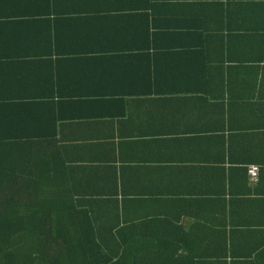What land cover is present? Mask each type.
<instances>
[{"label":"crops","instance_id":"crops-1","mask_svg":"<svg viewBox=\"0 0 264 264\" xmlns=\"http://www.w3.org/2000/svg\"><path fill=\"white\" fill-rule=\"evenodd\" d=\"M202 3L211 34L192 0H0V121L30 120L99 215L264 247V0Z\"/></svg>","mask_w":264,"mask_h":264},{"label":"trees","instance_id":"trees-1","mask_svg":"<svg viewBox=\"0 0 264 264\" xmlns=\"http://www.w3.org/2000/svg\"><path fill=\"white\" fill-rule=\"evenodd\" d=\"M204 1L210 2L192 0L191 32L201 35L213 32L198 24ZM260 29L253 32L264 33ZM40 136L24 116L0 121V264H207L226 256L264 260L262 246L175 245L167 240L166 221L160 229L152 220L121 225L111 204L99 215L97 203L78 198L83 191L71 178V167L60 162V150Z\"/></svg>","mask_w":264,"mask_h":264},{"label":"built area","instance_id":"built-area-1","mask_svg":"<svg viewBox=\"0 0 264 264\" xmlns=\"http://www.w3.org/2000/svg\"><path fill=\"white\" fill-rule=\"evenodd\" d=\"M247 174L249 176L250 179H256L257 175H258V166L256 165H250L247 168Z\"/></svg>","mask_w":264,"mask_h":264}]
</instances>
